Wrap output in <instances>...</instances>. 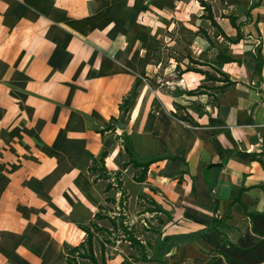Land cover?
<instances>
[{
  "label": "crops",
  "instance_id": "crops-1",
  "mask_svg": "<svg viewBox=\"0 0 264 264\" xmlns=\"http://www.w3.org/2000/svg\"><path fill=\"white\" fill-rule=\"evenodd\" d=\"M177 19L193 32L182 41L215 53L211 66L234 83L218 93L214 112L197 121L187 113L188 123L173 94L157 106L141 80L155 68L148 30L168 21L175 31ZM191 60L199 73L178 61L174 71L203 84L209 67ZM190 91L188 99L207 97ZM126 136L147 168L128 164ZM247 213L264 214V0H0V264H67L93 225L111 232L94 234L98 263L103 254L105 264H160L153 249L145 246L144 260L117 236L118 223L136 232V219L148 216L159 227L143 232L157 238L204 229L216 216L219 232L164 257L206 264L221 241L236 244L249 230Z\"/></svg>",
  "mask_w": 264,
  "mask_h": 264
},
{
  "label": "rangeland",
  "instance_id": "rangeland-1",
  "mask_svg": "<svg viewBox=\"0 0 264 264\" xmlns=\"http://www.w3.org/2000/svg\"><path fill=\"white\" fill-rule=\"evenodd\" d=\"M222 6L227 7L224 6L223 3ZM234 11H235L234 8L229 9V16L236 15L237 13H235ZM243 11H245V9L239 8L238 15H242ZM207 15L208 14H206V16ZM180 21L181 20L179 19L176 20L175 24L177 25V27L175 26V31L174 29H170V27L166 28V24H168V21L163 23L165 26L164 28L161 27L157 31L150 30V32L148 30L147 33L148 35H150L149 42L151 45V49L149 50L150 61H151L150 64L155 68H153L151 72L145 73V75L141 78V80L142 83L144 84V88L147 89V92L149 94H153V95L155 94L156 97L158 98V100H156L157 106L159 105V103H161V99L165 94L167 93L173 94L175 100L180 105V107L177 109L174 107V109L176 110V114L180 117H185V115L189 113V115H191L194 121H197L198 115L202 113V110L205 114L207 113L208 115H210L212 112L215 111V107L217 106V97H219L218 95L219 93L218 90L220 87L219 83L222 82L226 83L227 78L223 76L220 72H218L214 67L211 66V63L214 62L213 56H215V53L212 54L211 56L210 49L202 50L201 53H198V51H196L197 47L193 46L194 44L190 46L188 44L190 43V41L187 43L185 39L182 41L181 35L183 31L184 32L187 31L189 33H193V32L191 30L192 28H190L187 25H183V23ZM144 27L143 29H150V27L148 26H144ZM199 29L202 30L200 32H197V34L201 36L204 34V29L203 28H199ZM174 38L178 40L176 41V39ZM187 57H193V59H198L200 61L197 63L199 64L198 66H204L205 64V67H209L204 70V74L207 75V77L204 76L203 74L204 76V81H203L204 83L202 82L203 84L198 85L189 82L186 83L185 80L186 78H183L182 76L180 77L178 74H176V71H174V67H175L174 61H178V63H181L183 67L191 68L189 64L186 66L188 61L186 63L185 59ZM169 59H172L173 61H170ZM193 69H197V68H193ZM207 78L211 80H207ZM198 88H199L198 92L207 95V97L203 96L200 98L201 102H199L197 98L188 99V97H186L185 93H187L192 89H198ZM125 138L129 139V137L127 136L124 137V139ZM93 169L95 175L100 177L105 176L102 175L99 168H97V165L94 166ZM114 183L118 187L119 185L118 181L114 180ZM145 209L146 211H148L150 207L146 206ZM140 218L142 217L136 219L137 221L136 223L139 227L135 229L136 232L132 231L131 233L135 234L136 237H139L145 243L142 246H148L149 248L154 250L153 252H155L156 242L158 238L161 237V234L159 233L160 235H157L156 238L151 234L150 235L144 234L143 231L148 228H154V227L157 228L159 226L150 222L151 219L148 221V216L143 217L142 221H139ZM163 224L164 222L162 223V225ZM128 232L130 233V231ZM90 233H93V229L90 230ZM134 250H136V252L139 253L137 248H135Z\"/></svg>",
  "mask_w": 264,
  "mask_h": 264
},
{
  "label": "trees",
  "instance_id": "trees-1",
  "mask_svg": "<svg viewBox=\"0 0 264 264\" xmlns=\"http://www.w3.org/2000/svg\"><path fill=\"white\" fill-rule=\"evenodd\" d=\"M200 4L204 8V10L207 11L208 15L206 19H208L210 21V24L215 28L216 24L213 19L209 6L206 3H202V2ZM217 58L219 60L221 59L225 60L226 62H230L231 60L230 58H224L221 57L220 55H218ZM191 62L193 64H197L194 63L193 60H191ZM188 71H193V70L186 68L184 72H188ZM260 71H261V63L258 57L256 58V72L260 73ZM193 72L199 73L198 70H194ZM204 76L207 77V75L205 74ZM207 80H211V79L207 78ZM233 85L234 83L229 81L227 78L226 83H223V85L219 87L218 91L223 92L225 89ZM197 90L198 89L190 91V93L194 96L197 94H203L198 92ZM178 118L183 122H187V123L190 122V118L188 114H186L185 117H178ZM123 147L125 154L129 159L128 164H131L134 168L142 167L145 169L148 167L149 163L139 164L137 161L133 159V149H132L131 141L128 138L123 139ZM221 166L222 165H217V170H220ZM92 172L94 173V169H92ZM207 182H209V180H207ZM208 187H209V191L211 193H214L215 189L214 186H212V183H208ZM152 205L154 209H152L151 212H161L166 214L167 217L169 218L168 214L165 213L161 208L156 206L154 203H152ZM213 209H215V206L213 207ZM246 216H248V218L250 219L249 230L244 235L239 237L236 244H232L227 239L221 241L217 246V248L215 249L217 256L210 258V260L206 264H264V214L247 213ZM158 222L159 224L163 223V221L161 222V220H159ZM221 226H222L221 219H219L216 216H213L210 219L208 226L205 227L204 229L187 234H171V235H164L162 237H159L155 247L156 248L155 255L157 261L160 264H165L164 257L176 245H178L179 243H186V242L198 240L199 238H201L210 231L219 232V228ZM92 229H93V233H90L91 229H86L87 239L81 247L69 249L67 254V264H77L76 258L88 260L91 264H105V257L103 256V254L100 258L99 263L96 261L94 255L92 254V240L94 234L103 233L109 236L111 232L101 229L96 225H93ZM114 232L116 233L117 236H120L124 240L128 241L130 243V246H132V248L134 249L137 248L142 259L144 260L147 259L145 246H142L140 240H138L137 237L131 233V231L130 233L128 232V230L124 227V224L122 222L118 223L116 231ZM157 235H160L159 232H157ZM107 241L108 243H110L109 240ZM122 264H131V263L128 261H124Z\"/></svg>",
  "mask_w": 264,
  "mask_h": 264
},
{
  "label": "water",
  "instance_id": "water-1",
  "mask_svg": "<svg viewBox=\"0 0 264 264\" xmlns=\"http://www.w3.org/2000/svg\"><path fill=\"white\" fill-rule=\"evenodd\" d=\"M123 121H124V115L122 114L120 116L119 123L117 125V129H119L120 131H124L125 130V127L123 125Z\"/></svg>",
  "mask_w": 264,
  "mask_h": 264
}]
</instances>
